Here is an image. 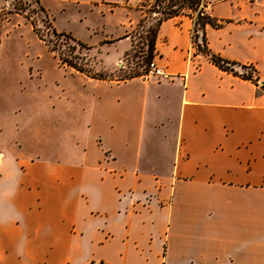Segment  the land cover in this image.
Masks as SVG:
<instances>
[{
    "label": "crops",
    "instance_id": "obj_1",
    "mask_svg": "<svg viewBox=\"0 0 264 264\" xmlns=\"http://www.w3.org/2000/svg\"><path fill=\"white\" fill-rule=\"evenodd\" d=\"M49 1L125 14L131 47L148 4ZM204 2L209 49L255 79L198 50L196 13L160 25L169 78L70 72L80 88L15 120H70L71 144L0 148V264H264V0Z\"/></svg>",
    "mask_w": 264,
    "mask_h": 264
},
{
    "label": "rangeland",
    "instance_id": "obj_2",
    "mask_svg": "<svg viewBox=\"0 0 264 264\" xmlns=\"http://www.w3.org/2000/svg\"><path fill=\"white\" fill-rule=\"evenodd\" d=\"M34 1L0 0V148H10L15 142L29 153L56 156L53 150L71 144L70 120L56 125V120L15 119L34 118L44 110L50 114V95L61 88L81 87L80 77L70 73L81 71L71 62L83 66L86 74L110 72L116 80L143 73L147 29L160 14L150 10L156 0H148L143 16L130 31L134 38L130 49L129 41L116 38L122 33L125 14L107 12L104 16L75 7L64 10L45 0L41 3L47 15L38 16L32 11ZM22 4L27 11L17 12Z\"/></svg>",
    "mask_w": 264,
    "mask_h": 264
},
{
    "label": "trees",
    "instance_id": "obj_3",
    "mask_svg": "<svg viewBox=\"0 0 264 264\" xmlns=\"http://www.w3.org/2000/svg\"><path fill=\"white\" fill-rule=\"evenodd\" d=\"M34 4H35V8H33L32 10L33 12L35 11V13L38 14V16H42L43 13L47 15L45 8L42 6L41 0H35ZM204 6H206L204 0H156L155 3L152 4L150 10L152 12L159 13L160 16L156 18V23L154 24V26L151 25L147 29L148 53L145 59V63L148 65L149 62L155 57V50H156L155 44H156L157 34H158V30L163 20L173 17L175 15H179V14L196 13L195 14L196 15V23H195L196 34L194 37V41L196 42L198 46V50L208 55L211 61L214 62L220 68L233 72L244 78L254 80L255 78L251 71L249 73H241L235 69V66H238L241 64H238L237 62L230 61L226 58H223L222 56L215 54L209 49L206 43L204 27H205V23L209 21L210 19H208V16L205 13ZM189 10L190 12H188ZM20 11H27V8H25V5L22 4V6L17 8V12H20ZM47 19H48V16H47ZM54 33L57 34L55 30H54ZM133 47L134 45L131 47V49ZM71 64L73 67L77 68L79 71H85V68L83 66H79L78 64H74L72 62ZM241 66L243 68H248L245 65H241ZM146 70H147V67H146ZM143 73H140L138 71V72H135L134 74L126 76L125 78L142 75Z\"/></svg>",
    "mask_w": 264,
    "mask_h": 264
},
{
    "label": "built area",
    "instance_id": "obj_4",
    "mask_svg": "<svg viewBox=\"0 0 264 264\" xmlns=\"http://www.w3.org/2000/svg\"><path fill=\"white\" fill-rule=\"evenodd\" d=\"M203 6V4H202ZM205 8V6H204ZM195 28H194V33H193V40L195 37ZM195 42V41H194ZM142 76L146 79L152 77V76H160V77H164V78H169L172 75L170 73H168L162 66H160L156 60L153 58L149 64L147 65V70L142 74Z\"/></svg>",
    "mask_w": 264,
    "mask_h": 264
}]
</instances>
